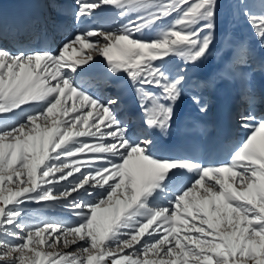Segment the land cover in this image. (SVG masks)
<instances>
[{"label":"snow or ice","instance_id":"1","mask_svg":"<svg viewBox=\"0 0 264 264\" xmlns=\"http://www.w3.org/2000/svg\"><path fill=\"white\" fill-rule=\"evenodd\" d=\"M75 4L80 24L104 6L136 19L79 29L58 53L18 36L15 52L0 45V264H264V118L241 113L250 134L224 163L154 152L152 134L170 131L185 94L186 66L211 52L218 0ZM239 8L264 48V0L259 11L246 0ZM97 58L108 77L83 79ZM175 58L185 67L173 69ZM122 78L138 102L137 132L119 118V92L93 91L119 89ZM190 99L208 111L202 96ZM29 204L68 215L30 217Z\"/></svg>","mask_w":264,"mask_h":264},{"label":"rangeland","instance_id":"2","mask_svg":"<svg viewBox=\"0 0 264 264\" xmlns=\"http://www.w3.org/2000/svg\"><path fill=\"white\" fill-rule=\"evenodd\" d=\"M53 1L55 4L51 6L52 7L51 15L49 18L50 25L52 26H54L55 23H57L58 18H56L57 17L56 13L58 12L59 9H61V6H63L61 3V0H51L52 3ZM246 2L250 6L253 7L254 11H259L260 0H246ZM106 12L108 13L107 15H105ZM129 19L135 20L136 17L135 15H132L128 18L120 17L115 8H113L112 6H104V9L102 11L97 10V16L95 18L89 19L91 20L90 28H93L99 25H104L105 27L118 28L122 24H127ZM30 42L32 44L34 43L36 44L38 40L35 39ZM242 46H246L248 49L246 62H241V59H240V55H241L240 50ZM87 51L89 50H85V54L87 53ZM228 54H230V57L233 60H230V61L225 60L226 57L224 58V56L225 55L227 56ZM67 56H70V54ZM214 62H217L218 64V70L220 73V77L222 79L229 78L230 81H233L235 79V76H237L238 79L240 80V84L242 85L240 89L246 88L245 89L246 95H244V97L245 96L254 97V102L251 104L247 102L245 98L243 97L242 99L243 107H242L241 113L251 112L258 119L264 118V107L262 106L263 100H260V90H261L260 83L264 79V48H261L260 42L258 41L251 27L247 23L246 18L240 13L239 0H218L216 29L214 33V42L211 47V52L207 56L206 59L202 60L198 64L187 65V66H190L191 68L189 67L186 73L188 83L185 85V94L182 96L181 99L183 102L185 101L188 102L190 105V108H192L194 111H198V106H196L195 104L191 102L190 97L193 91L196 94L202 96V98L206 102L211 101L213 103L210 97L212 96L211 93L213 92V90H215L214 85L213 86L207 85V83L205 82L206 80L205 81L199 80L202 83V84L201 83L199 84V82L195 81V79L198 80V77L200 75L205 76V74L208 72V68L212 66ZM171 66L173 69H176L178 67H185L183 62L180 61L178 58L173 59ZM218 70L213 69L212 72L216 71V73L219 74ZM204 71H206V73ZM230 71H233L234 74H232ZM82 78L85 80L92 81V79L87 76H84ZM235 85L238 87L239 84L235 83ZM125 88L127 90H125ZM125 88H124L125 91L129 90L130 92L131 90L130 87L128 89L125 86ZM102 89L103 87L101 85L100 90ZM93 91H95L96 94L100 98H102L104 92L96 91L95 89H93ZM104 91H107V90L104 89ZM130 94L132 95L133 98H135L134 92L133 93L130 92ZM187 111H188V108H187ZM118 113H121L120 109L118 110ZM118 115L122 121L129 124V127L131 129L132 123L129 120L125 119L123 115L121 116L120 114ZM202 116L205 117L206 124L202 126V129L201 127H199V129L202 130L201 133L204 137L203 145L205 147H204V150L202 151V154L204 155L202 157H199L197 160L202 161L204 159L203 163L227 162L230 157L231 152L235 148H237L242 143V141H244L247 138L251 130L245 128L247 130L243 131V127H241L242 122L239 121L240 124L238 126V129H240L241 132L242 131L245 132V136L241 137L243 139L239 141L240 142L239 144L229 148L228 159L223 161L222 159L216 157V155H218L216 151V147H214V145L211 144L213 136H214L213 130H211V126H210L211 116H209L207 112L202 113ZM195 130L196 129H194V131ZM154 152L156 155H158L156 151ZM173 159H176V158L173 157ZM28 208L30 209V212H29L30 217L40 216L41 218L65 219L67 218V215H68L67 210L62 208L59 204H57L56 207L45 208L41 211H38L39 209H41V205L39 204H29ZM29 222H35V221L30 220Z\"/></svg>","mask_w":264,"mask_h":264},{"label":"bare ground","instance_id":"3","mask_svg":"<svg viewBox=\"0 0 264 264\" xmlns=\"http://www.w3.org/2000/svg\"><path fill=\"white\" fill-rule=\"evenodd\" d=\"M45 1L47 2V5L49 7L53 6V4H55L54 1L52 3L51 0H45ZM61 3L63 6H61V9H59L58 12L56 13L57 14L56 18H58V19H57V23H55L54 26L50 25L49 23H46L37 31H31V30L27 31L26 30L23 33L12 32L11 34L4 36L5 37V38H3L4 42L0 41V45H2L5 48H8L9 50H11L13 52H15L17 50V48L20 47V45H18L15 42L13 37L18 36L21 40L26 41L25 47H31V48H37V49L46 48V49H50L54 53H56V52L58 53V50H59L60 46L62 45V43L64 41H66L67 39L73 37L74 34L79 29L91 27V24H90L91 20H87L84 24H80L76 21L75 15H74L75 9L77 7L75 4V0H61ZM107 14L108 13L106 12L105 15H107ZM101 22H102V20H101ZM33 38L38 40V42H36V44L35 43L32 44L30 42ZM69 54H70V57H72L73 59L78 58V53H74L72 51V49H69L66 55H69ZM100 64H103L102 58H98L96 60V63L91 68H88L86 72L94 73L96 71V67ZM85 67H87V66H85ZM212 73H216V71H213ZM216 74H213V75L215 76ZM83 75H84V73H81V76H83ZM95 76L98 77V81L100 80V82H102L103 80H105L108 77V72L104 73V74L97 72V74H95ZM113 83H116V81H113ZM123 87L125 88V86H123ZM127 88L129 89V87H127ZM106 89L107 90L112 89L113 92L110 93V92L104 91L103 97L101 98L102 100H107L109 95H116L119 92V95L121 97V102L128 103L126 100L127 97L125 96V92H124V90H122V86L119 89L115 88V87H107ZM238 89H239L238 87H234V97H236V95L238 93ZM125 90H127V89L125 88ZM131 90H130V92L133 93L134 92L133 89H131ZM239 92H240V89H239ZM261 92L263 93V89H261ZM125 107L127 109L128 107H133V105L127 104ZM118 108H119V105L117 106V109ZM126 109L122 113H118V114H120V116H121L124 114V112L127 113ZM138 129H139V122H134V125L131 126V130L133 132H137ZM194 129H196L195 133H197V134L200 133L199 127L197 128L195 126ZM232 144H234V143H232ZM235 144H237V143H235ZM215 146H216V144H215ZM183 147H184V145H182V148ZM158 152L161 153V155H165V153H163L161 150H159ZM178 152L179 151H175L173 154L176 155ZM223 154L224 153H222L220 158H222L224 160L226 158V156ZM165 156H171V155L166 153ZM198 158H199L198 153H193L191 155L190 159L197 160ZM201 162H204V159ZM185 182H187V178H185Z\"/></svg>","mask_w":264,"mask_h":264}]
</instances>
